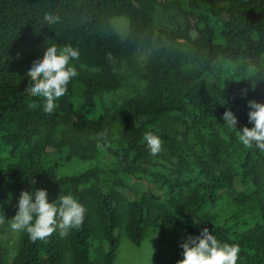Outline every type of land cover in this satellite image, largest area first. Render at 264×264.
<instances>
[{"label":"trees","instance_id":"16d2710c","mask_svg":"<svg viewBox=\"0 0 264 264\" xmlns=\"http://www.w3.org/2000/svg\"><path fill=\"white\" fill-rule=\"evenodd\" d=\"M173 8L185 27L157 34L158 13ZM45 13L60 21L49 25ZM116 17L130 21L125 38ZM155 43L142 87L106 108L104 95ZM53 45L79 59L47 114L26 73ZM249 101L264 103V0H0V139L20 153L0 165V216L7 198L35 189L50 202L71 194L87 210L64 237L20 232L14 254L0 227V264H115L122 238L141 246L155 222L185 240L208 228L239 247L237 264H264V152L223 124L231 109L238 128H252ZM146 132L162 140L156 157ZM49 154L91 166L60 175L58 162L39 161Z\"/></svg>","mask_w":264,"mask_h":264},{"label":"clouds","instance_id":"9594fccd","mask_svg":"<svg viewBox=\"0 0 264 264\" xmlns=\"http://www.w3.org/2000/svg\"><path fill=\"white\" fill-rule=\"evenodd\" d=\"M45 21L49 25L58 23L60 17L53 13H45ZM79 59L78 49L65 46L62 50L56 46H48L41 57L35 59L26 76L30 83L26 91L43 98V111L51 114L56 101L67 92L69 82L77 76L76 69L70 62ZM249 122L254 126L238 128V118L231 109L223 114L224 125L237 131L238 139L246 148L255 146L264 152V103L249 101ZM221 137L228 141L230 137L221 131ZM147 149L153 157L163 150L162 140L152 132L143 136ZM85 206L71 194L60 195L57 200H49L46 189L23 191L20 194L16 215L8 219L14 232H26L31 241L44 240L59 230L64 237L69 231L83 225L86 215ZM194 224L199 222L194 219ZM183 259L178 264H237L240 249L237 245L221 243L204 228L199 236H188L181 243Z\"/></svg>","mask_w":264,"mask_h":264},{"label":"rangeland","instance_id":"374dc122","mask_svg":"<svg viewBox=\"0 0 264 264\" xmlns=\"http://www.w3.org/2000/svg\"><path fill=\"white\" fill-rule=\"evenodd\" d=\"M113 25L125 38L129 33L130 21L126 17H116ZM185 27V19L173 8L168 13L160 11L157 16V34L160 30L166 29L171 32L179 31ZM164 37V36H163ZM160 47L155 43L152 47L141 50L133 60V77L126 75L124 86L111 93L104 95V106L110 110L118 108L122 100L130 95H135L143 85L144 75L147 66ZM20 153L15 151L13 146L5 145L0 139V165H7L18 160ZM42 163L58 162L59 174L69 175L85 170L91 166V162L78 159L66 160L65 155L49 154L39 158ZM20 195H13L4 201L0 216V227L4 242L10 247L11 253L15 252V243L20 232H14L10 228L8 219L13 218L17 212V205ZM8 219H6V218ZM185 239L174 232L171 227L162 222H155L147 227L145 238L141 246H136L130 238L124 236L119 247L115 264H178L183 259V249L180 247Z\"/></svg>","mask_w":264,"mask_h":264}]
</instances>
